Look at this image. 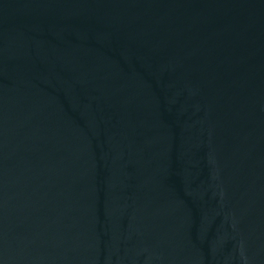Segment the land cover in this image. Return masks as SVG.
Segmentation results:
<instances>
[{"label": "water", "instance_id": "95a60500", "mask_svg": "<svg viewBox=\"0 0 264 264\" xmlns=\"http://www.w3.org/2000/svg\"><path fill=\"white\" fill-rule=\"evenodd\" d=\"M0 264H264V0H0Z\"/></svg>", "mask_w": 264, "mask_h": 264}]
</instances>
